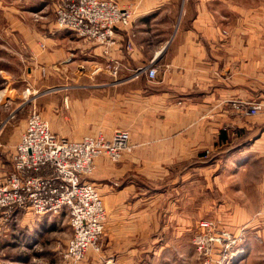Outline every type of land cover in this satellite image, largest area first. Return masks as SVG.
I'll return each instance as SVG.
<instances>
[{
	"label": "crops",
	"instance_id": "1",
	"mask_svg": "<svg viewBox=\"0 0 264 264\" xmlns=\"http://www.w3.org/2000/svg\"><path fill=\"white\" fill-rule=\"evenodd\" d=\"M157 1L161 5L181 3ZM192 3L185 4L178 29L166 28L164 9L158 16L149 17L146 7H140L133 12L131 26L117 29L116 42L107 50L68 30L59 32L60 36L41 38L34 47L39 62L47 67L63 64L70 47L72 52L87 54L86 62L94 67L88 78L95 89L89 103L100 116L89 130L131 133L133 150L125 152L130 154L124 153L117 164L101 158L93 176L108 212L104 264H145L142 260L155 258L157 253L153 243L162 240L161 236L174 234L169 225L151 213V203L145 206L136 199L130 200L136 197L135 185L127 182L125 176L142 163L158 165L151 172L154 178L168 175L166 168L170 164H185V194L191 196L197 185L201 193L211 188L222 195L230 187L233 200L238 199L232 200V208L247 212L246 219L253 220L257 227L264 225V112L249 116L232 104L261 101L264 105V27L238 26L224 35L223 14L230 11V18L234 19L241 11L246 13L239 1ZM253 11L250 14H254V19L264 18V7ZM175 19L176 14L173 24ZM154 27L162 30L156 33ZM147 66L156 68V78L141 73ZM53 77L58 78L51 75L42 82L46 92L39 100L45 109L51 103L48 90L53 86L48 79ZM116 114L128 121L120 119L118 126L110 127ZM0 130L4 132L0 147L16 148L25 128ZM10 166L12 170L13 164ZM225 179L231 181L224 183ZM254 211L259 212L258 222L257 213H250Z\"/></svg>",
	"mask_w": 264,
	"mask_h": 264
},
{
	"label": "rangeland",
	"instance_id": "2",
	"mask_svg": "<svg viewBox=\"0 0 264 264\" xmlns=\"http://www.w3.org/2000/svg\"><path fill=\"white\" fill-rule=\"evenodd\" d=\"M114 1L122 8L130 9L132 13L140 7H146L150 12L149 17L158 16L164 9L166 15L163 23L166 28L173 27V29H178L184 18L185 4L187 6L188 2L193 4L192 0H181L179 4L163 3V7L160 8L162 5L157 0ZM238 1L243 12L246 13L241 11L239 17L234 19L230 18V11L223 14L221 25L224 35L229 29L238 26L264 27L263 17L254 19V14H250L253 10L259 11L263 8L264 0ZM61 2L62 0H0V129L14 131L26 129L31 112L36 110L49 124L52 132L60 138L78 141L88 135L103 134L107 139H111L116 133L113 130H89V127L100 119V116L93 112L94 105L89 103L95 93L93 84L88 78V75L94 71V67L86 62L89 56L83 52H72L70 47L64 54L63 64H58L57 67L55 65L47 67L38 60V51L34 47L39 40L60 36L59 32L66 31L60 29L56 21V10ZM175 14L176 19L173 24L172 18ZM159 28L154 27L152 30L158 33L162 30ZM25 32L28 33L24 35ZM27 39L32 42L31 45ZM114 67L113 70L118 73V67ZM51 75H57L58 78L48 79L52 80L50 85L53 88L48 90L51 103L49 108L45 109L40 106L39 98L46 92L42 86L45 84L42 83L43 80ZM10 90H15L16 93H10ZM234 103L236 102L233 101L232 104ZM263 112L264 110L257 116L262 115ZM120 119L125 123L128 121L125 117L116 114L110 127L118 126ZM3 133L0 130V139ZM16 148L0 147L2 167L0 174L11 171L10 165L13 164ZM102 158L113 164L122 160L113 162L107 157ZM192 166L196 165L192 164ZM156 167L157 164H138L135 172L125 176L127 182L135 185L136 197L130 200L136 199L135 201H140L145 206L151 203V213L155 214L162 224L169 225L171 233H174L161 236L162 240L153 243L157 252L154 254L155 258L148 257L142 262L145 264H264V225L257 227L253 220L246 219L247 212H238L232 208L233 196L230 187L225 189L227 192L222 195L216 194L211 188H206V192L201 193L200 185H197L191 192L192 195L188 196L185 194L187 192L182 182L185 164H170L166 168L169 171L168 175L161 178H154L151 173ZM95 171L96 167L92 175L85 176V180L98 189L107 213V224L108 212L103 195L94 183ZM230 181L225 179L224 183ZM250 213H257L256 221L259 220L258 211ZM204 221H210L214 225L213 234L206 236L205 239L214 236L223 238L226 234H230L237 238V242L229 245L228 242L221 243L220 239L215 238L218 240L216 244H201L200 237L209 234L208 231L204 234L200 226ZM104 235L99 250H89L84 259L75 263L68 259L66 254L68 243L73 236L70 218L66 212L49 216L17 214L13 220L0 223V264H104L106 259L102 254ZM201 239L204 241L203 238Z\"/></svg>",
	"mask_w": 264,
	"mask_h": 264
},
{
	"label": "built area",
	"instance_id": "3",
	"mask_svg": "<svg viewBox=\"0 0 264 264\" xmlns=\"http://www.w3.org/2000/svg\"><path fill=\"white\" fill-rule=\"evenodd\" d=\"M132 18V11L114 0H62L56 10L60 29L96 42L106 50L115 44L116 30L130 26ZM144 72L150 79L157 76L155 67H145L141 70ZM234 105L249 116H257L264 110L259 101H240ZM132 150L128 131H117L111 139L98 134L72 141L54 134L33 110L14 153L13 169L0 177V223L13 220L19 212L37 216L66 212L73 229L67 258L75 263L81 261L89 250L100 249L107 219L98 189L85 176L92 175L99 158L118 162L125 152ZM200 226L204 234L209 232L200 237L203 245L216 244L217 238L229 245L237 242L230 234L205 239L213 234L214 225L204 221Z\"/></svg>",
	"mask_w": 264,
	"mask_h": 264
}]
</instances>
